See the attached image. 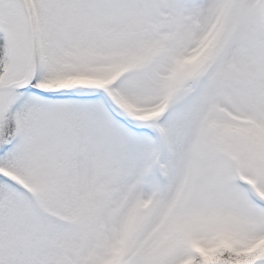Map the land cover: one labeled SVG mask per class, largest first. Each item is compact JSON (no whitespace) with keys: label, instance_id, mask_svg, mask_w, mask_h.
<instances>
[{"label":"snow or ice","instance_id":"obj_1","mask_svg":"<svg viewBox=\"0 0 264 264\" xmlns=\"http://www.w3.org/2000/svg\"><path fill=\"white\" fill-rule=\"evenodd\" d=\"M0 264H264V0H0Z\"/></svg>","mask_w":264,"mask_h":264}]
</instances>
